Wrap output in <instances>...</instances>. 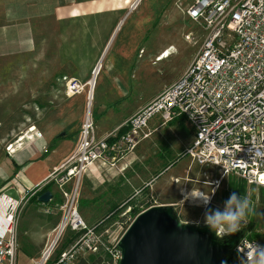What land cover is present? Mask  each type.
Returning a JSON list of instances; mask_svg holds the SVG:
<instances>
[{"label":"rangeland","instance_id":"rangeland-1","mask_svg":"<svg viewBox=\"0 0 264 264\" xmlns=\"http://www.w3.org/2000/svg\"><path fill=\"white\" fill-rule=\"evenodd\" d=\"M178 1L141 0L136 10L130 11L128 8L121 13L123 16L116 32V28L109 26L104 29V34L103 29H99V35L97 28L84 30L78 27H54L55 36H81L82 30L85 35L95 31L94 37L98 35L96 38H100L99 42L104 38L106 42H56L48 45V48L47 45H41L38 51L25 58L0 65V69L7 67L3 71L7 76L0 77V164L5 165L3 162L8 161L6 152L10 143L18 141L29 126L35 125L42 131V127L49 128L59 124L61 120L64 122L66 101L63 96H67L64 75L69 78L75 71L80 74L84 71L88 73L84 81L79 76L75 78L83 83L91 81L93 100L88 103V86L86 92L77 96L71 103L72 120L78 122L82 114L85 116L91 112L97 132L104 133L114 130L132 110L155 96L177 75L184 73L202 46L205 35L200 27L184 14V7L187 6L185 2L188 0ZM162 6L164 9L160 8ZM115 17L114 14H106V24L115 23ZM113 32L115 33L110 40ZM104 47L106 49L102 56L100 51H103ZM169 47L170 56H162L164 60L159 59L153 64L155 54ZM97 50L99 57L93 61ZM140 50H143L141 56ZM99 63L102 64V69L95 80L93 71ZM123 63L127 64L124 69ZM12 70L16 72L12 74ZM113 82L117 91L113 90ZM62 129L56 134L60 136ZM174 132L171 126L166 127L160 132V136L139 145L137 153L141 154L146 147L145 152L149 150L147 164H142L140 159H133L125 171L98 167L91 168L83 176L77 199L80 215L85 222L89 219L93 224L87 225L96 226L114 207L119 206L120 210L115 214L117 216L108 219L107 224L103 225L111 227L115 232L114 237L119 238L137 217V212L132 210V206L135 205V209L143 212L148 206L160 205L174 207L179 220L183 218L182 222L196 224L195 221H199L196 225L204 226L203 218L209 205H199V201L194 198L198 191L213 197L211 203L224 208V202L227 200V194L224 193L229 189L228 176L222 177L216 169L202 168L185 156L184 149L191 138L188 124L181 127V133ZM67 134L71 142H74L77 133L70 130ZM167 166L169 168L159 175L158 180H154L158 167H163L164 170ZM10 175L11 170H0V192L5 188ZM47 185H51L56 191L59 190L54 182ZM146 187L148 190H145ZM247 187V197L254 211L248 216L246 225L253 221L258 223L261 242L264 241V204L261 201L260 189L248 183ZM130 202H134V205ZM32 209L30 207L25 213L23 210L22 228H31L30 221L33 216L36 217L37 224L44 223L50 217L44 208L38 213ZM64 215L65 213H62V216ZM61 218L63 217H59ZM69 231L70 228L65 231L63 237ZM227 235L221 232V236ZM57 251L56 249L55 253ZM106 255L109 254L101 252L95 257L106 261L102 264H112L111 256L109 255V260H105ZM90 257L91 255L87 254L83 260L93 264Z\"/></svg>","mask_w":264,"mask_h":264},{"label":"built area","instance_id":"built-area-1","mask_svg":"<svg viewBox=\"0 0 264 264\" xmlns=\"http://www.w3.org/2000/svg\"><path fill=\"white\" fill-rule=\"evenodd\" d=\"M140 2H133L130 11ZM184 13L205 36L183 75L106 136L98 135L94 117L88 112L74 153L47 179L45 186L52 182L58 186L64 199L59 209L65 215L35 264H75L87 254L101 252L111 256L112 264L120 263L122 236L114 237L109 226L87 225L78 211V188L91 168L124 171V164L137 147L151 137L150 123L156 117L162 125L185 119L195 134L185 156L202 168L218 170L222 177L246 181L262 190L264 197V0H191ZM101 69L99 63L93 78L97 79ZM64 81L68 97L81 95L89 86L88 103L93 100L89 83L68 78ZM12 147L8 146L9 152ZM70 185L72 191L67 190ZM17 186V199L5 192L0 194V264H17L21 214L29 200L45 187L31 189L21 178ZM68 228L80 235L52 262ZM256 242L264 245L244 238L234 252L243 256Z\"/></svg>","mask_w":264,"mask_h":264},{"label":"crops","instance_id":"crops-1","mask_svg":"<svg viewBox=\"0 0 264 264\" xmlns=\"http://www.w3.org/2000/svg\"><path fill=\"white\" fill-rule=\"evenodd\" d=\"M135 1L136 0H0V65L10 64L15 60L25 58V56L38 51L39 48H41V45H47L48 48V45L56 42L64 44L75 42L82 44H103L106 42L105 38L102 42H99L100 38L97 39L100 33L99 29H103L104 34V29L109 26L116 28V32L120 27L121 19L123 16L121 13L130 8V5ZM185 3V5L188 6L191 3V0H188ZM164 6L160 8L164 9ZM106 14H114L116 16L115 23L107 25ZM54 27H62L67 29H75V27H78L84 30H93L97 28L98 35H96V37H98H94L95 31H91L88 35H85L83 33V30L81 36H55L53 35ZM115 32H113L110 40ZM110 40H108V44ZM106 47L103 48V51H100V53H102L100 55L103 56V52L105 51ZM142 51L143 50H140L139 56H141ZM164 51H169L170 53V47L160 53L155 54L154 61L152 62L153 64H155L157 60L162 59V55L165 54ZM98 53L99 52L97 50V54L93 58V61L97 59L96 57L98 56ZM89 62L91 63V61ZM126 65V63H123V69L126 67ZM6 69L7 67H5L4 69H0V77L7 76L6 73H3V71H5ZM15 72V70H12V74H14ZM87 74L88 73L85 71L81 74L75 71L73 74H71V77L73 78H68L65 75L64 78L76 79L75 77L79 76V78L83 79L84 81V77L87 76ZM182 75L183 72L182 74L180 73L175 78H173V80L166 83L162 87V89H160L156 93L155 96L132 110L130 115L125 120H123L114 130L121 127L123 123L127 121V119H129L133 114H135L150 101L156 98L167 87L175 83ZM90 83L91 81L89 82V84ZM112 86H114L113 90L117 91L115 82L112 83ZM82 95L83 94H81V96ZM77 96L67 97L64 94L63 100L66 101V104L64 105L65 112L63 114L64 122H62L61 120L59 124H54V126H50L49 128L42 127V131L38 130V128H36L37 126L31 125L29 126L28 130H26L20 136L18 141H16L15 143H10L13 145L12 150L10 152H6V155H8L7 160L9 162H3L5 163V165L1 163L0 170H11V175L9 176V180L6 182L7 184L5 183V188L0 192V194L5 192L17 199L19 195L16 187H18L17 185L19 182V178H21L24 185L31 189L45 186L47 179L54 171V169L60 167L64 163V161L74 153L82 123L85 118V116L82 114L79 117L78 122H76V120L74 119L72 120L71 103ZM70 120H72L73 124ZM187 124L189 125L191 132V138L186 143V148L184 149L185 151H187L194 142L195 134L192 126L182 118L177 119L168 125H162V121L160 118H154L150 123V130L152 131V135L148 139V141L151 142L150 140L152 138L160 136V132L164 128L169 126H171V129L175 130L174 133H181V127H186ZM176 127L178 128V130H176ZM61 128H63V133L59 136V134L57 135L56 133L58 130L61 131ZM70 130H73L77 133L74 142H71L67 134V131L69 132ZM38 133L40 135H38ZM109 133L110 131H105L104 133L99 132L98 134L99 136H106ZM149 145L151 146V144ZM179 147L181 149V145ZM137 149L124 164L125 170L126 168H129L128 164H130L133 159H140L142 164H147L150 157L148 155L149 150L145 152L144 149L142 150V152H140L141 154H139L137 153ZM168 168L169 166H167V168L163 170V167H158V170H155L157 174L154 176V180H158L159 175L164 173ZM3 185L4 184H2V187ZM68 189H72V185H70V188L68 186ZM51 192L53 194V201L51 204H42L39 201H34V196L29 200L26 207L24 208V213L30 207H32V210H34L36 213L40 212V210L43 208L46 210L51 209L52 213L48 214L50 217L44 223L40 224L36 223V217L33 216L30 221V229H26L25 227L22 228L24 213L23 215H21L18 226L19 248L17 253V264H35V262L40 259L46 247L51 243L55 231L62 220V218L59 219V217H64L62 216V213L64 212L61 211L58 206L61 201H63L62 203L64 204V199L61 197V192L59 190L56 191L54 187ZM86 222L89 225H93L91 224V222H89V219H86ZM79 235L80 234L78 232H75L73 230L66 233V236L62 237L61 241L59 242V245L57 247L58 251L55 253L56 256L53 258L52 262H56L59 257L77 241ZM75 264L90 263L89 261L83 260V258H81V260L79 259Z\"/></svg>","mask_w":264,"mask_h":264},{"label":"water","instance_id":"water-1","mask_svg":"<svg viewBox=\"0 0 264 264\" xmlns=\"http://www.w3.org/2000/svg\"><path fill=\"white\" fill-rule=\"evenodd\" d=\"M51 191L38 201H52ZM215 228L182 222L172 206L155 205L141 212L119 241V264H226L233 249Z\"/></svg>","mask_w":264,"mask_h":264},{"label":"clouds","instance_id":"clouds-1","mask_svg":"<svg viewBox=\"0 0 264 264\" xmlns=\"http://www.w3.org/2000/svg\"><path fill=\"white\" fill-rule=\"evenodd\" d=\"M218 187V185H217ZM183 191V190H182ZM199 205L207 207L211 198L201 195L197 198ZM254 209L247 195L232 192L224 202L223 210L217 208L206 211L203 222L205 225L218 229L220 232L232 235L241 231L243 225L247 224V218ZM199 224V221H195ZM239 264H264V245L256 242L247 253L238 256Z\"/></svg>","mask_w":264,"mask_h":264},{"label":"trees","instance_id":"trees-1","mask_svg":"<svg viewBox=\"0 0 264 264\" xmlns=\"http://www.w3.org/2000/svg\"><path fill=\"white\" fill-rule=\"evenodd\" d=\"M228 186H229V189L227 192H225L224 194H227V199L229 198V195L228 194H231L232 192H237L238 194L240 195H248V187H247V182L242 180V179H239L235 176H228ZM254 187V186H253ZM52 186L51 185H46L45 187H43L34 197V201H38V198L45 192L47 191H51L52 190ZM145 190H148V187L145 188ZM260 194H261V201L262 203L264 204V197H263V191L260 190ZM62 197V196H61ZM63 198V197H62ZM60 200V199H59ZM132 200V199H131ZM129 200V201H131ZM53 201V199H52ZM52 201L48 204H51ZM63 201H61L58 206L60 207L63 203ZM131 203V202H130ZM134 205V202L131 203ZM135 206V205H134ZM132 206V210L137 212V214L135 215V217L141 213L142 211H139L138 209H135V207ZM149 208V206L147 207ZM146 208V209H147ZM221 209L223 210V208L219 205H215L214 203H210L209 206L207 207V211L209 210H214V209ZM120 210V207L117 206V207H114L110 213L108 214V216L100 223L98 224H102V226L104 224H107V221L108 219H112L114 217H116L118 212ZM106 220V221H105ZM181 220H183V218L181 217ZM105 221V222H104ZM252 221V220H251ZM97 224V225H98ZM260 237H261V232L259 231V228H258V223L257 222H254L249 224L248 226L245 224L242 226L241 228V231L240 232H237L235 234H232V235H227L224 237L223 239V243H227L229 244V246L233 249V253H232V258H230L226 264H239V260H238V254L236 252H234V250L237 248L238 244L244 239V238H248L252 241H259L260 242ZM261 242H264L263 240ZM107 257H105L106 259L105 260H109V255H106ZM90 259L92 260V263L93 264H102L103 262H106L104 260H102L101 258L98 260L96 259L95 255L94 254H91V257Z\"/></svg>","mask_w":264,"mask_h":264},{"label":"bare ground","instance_id":"bare-ground-1","mask_svg":"<svg viewBox=\"0 0 264 264\" xmlns=\"http://www.w3.org/2000/svg\"><path fill=\"white\" fill-rule=\"evenodd\" d=\"M165 52V51H164ZM164 58H168L170 56V53L169 51L168 52H165L164 55H162ZM164 58L162 60H164ZM96 80V79H95ZM90 85V84H89ZM91 93H93V90L91 91ZM93 95V94H92ZM201 195H203L201 192H196L195 195H194V198L197 199L199 198ZM204 196V195H203ZM205 197V196H204ZM207 198V197H205Z\"/></svg>","mask_w":264,"mask_h":264}]
</instances>
